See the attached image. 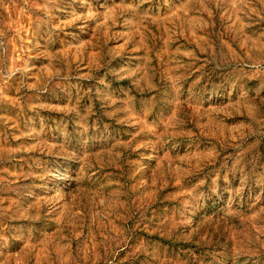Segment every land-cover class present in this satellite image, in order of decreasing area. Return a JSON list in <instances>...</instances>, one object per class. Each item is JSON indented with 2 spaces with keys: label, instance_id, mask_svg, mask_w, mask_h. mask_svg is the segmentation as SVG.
Returning a JSON list of instances; mask_svg holds the SVG:
<instances>
[{
  "label": "rangeland",
  "instance_id": "rangeland-1",
  "mask_svg": "<svg viewBox=\"0 0 264 264\" xmlns=\"http://www.w3.org/2000/svg\"><path fill=\"white\" fill-rule=\"evenodd\" d=\"M0 264H264V0H0Z\"/></svg>",
  "mask_w": 264,
  "mask_h": 264
}]
</instances>
